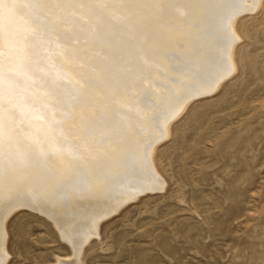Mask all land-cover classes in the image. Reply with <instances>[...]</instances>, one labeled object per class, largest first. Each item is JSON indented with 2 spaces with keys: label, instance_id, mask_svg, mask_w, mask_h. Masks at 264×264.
<instances>
[{
  "label": "rangeland",
  "instance_id": "obj_1",
  "mask_svg": "<svg viewBox=\"0 0 264 264\" xmlns=\"http://www.w3.org/2000/svg\"><path fill=\"white\" fill-rule=\"evenodd\" d=\"M45 1L38 0L35 3L37 4L36 9L41 6V3L43 6L39 11H34L35 13L33 12L31 17L28 15L29 11L24 13L30 17L29 23H33V25H30L26 30L28 31L25 32L28 35L26 39L23 36L22 40H17L20 48L17 46L14 51L20 54L15 57L16 63L14 60L6 65L5 58H3L6 56L4 52L3 57L1 56L2 59L0 57V195L11 200L19 197L21 200L31 192H35L39 194L44 203L59 205L58 196L61 194V198L66 195L70 196L72 189H75L78 182L79 184L82 182L75 175L79 169L73 156L63 158L60 162L59 159L51 155L49 149L60 147L62 150H67L66 152L70 151L72 154L78 155L89 165L93 159L96 160L93 155L86 152V149L78 147L81 145L79 142L84 140L81 134L75 132L71 127L62 126L67 122L65 115L72 116L73 119L78 116L79 122L82 123L85 120V122L94 123L95 126L99 125L100 128H97L96 134L92 129H84L86 137L95 140V135H97L98 143L109 137L111 139L114 135H119L121 139L124 137L123 140H127L128 137L127 141L132 143L136 153L135 155L126 153L124 148L121 151L126 153L127 160H130L129 163L135 166L134 159L144 155V137H146L143 135L144 133H136L138 129L134 126V130L131 131L133 137L131 134L130 137L124 133L121 124L117 125L116 129L106 130L107 125L104 123L107 122V119L121 123L124 118L126 119V116L130 118L135 115H145L152 120V128L155 125L157 130L163 113L173 106L169 101L170 98L171 101H174L175 98L182 96L186 92L184 89L187 90L188 84L183 78H180L181 76L173 79V75L172 78L164 80L161 76L165 75L161 72L156 75L153 73L155 76L149 74L148 79V74L146 75L144 70V73L141 72L138 75L136 87L132 83L128 84L127 94L124 97L116 93L117 97H121L119 101L122 105L126 101L131 107L122 106L115 99L113 101L112 97L107 98L99 90H97V94H102L100 98L94 99L92 98L94 96H89V94L87 96L86 93H83V80H86L83 74L85 73L82 72V74L79 70L74 72L68 68L66 65L67 62L69 63L68 60L79 67L85 65L89 60L90 50L88 47L98 43L105 49H111V53L115 52L113 56L117 58L122 51L123 55L127 59L130 58L132 63L135 60L138 61L136 47L133 46L135 44L132 33L134 34L136 25H138L136 15L146 12L147 0H84V2L76 0V3L75 0L71 2L69 0H62L63 2L52 0L49 4L54 3L55 5L48 6L56 7V10L53 9L55 13L52 11L51 15L47 11V1ZM258 2L259 4H256L252 14L240 16L233 23L234 32L237 39L239 38L238 43L233 45L231 53L234 72L228 79L221 82L215 93L191 100L181 115L170 124L168 136L155 147L152 154L153 166L156 173L165 182L164 189L140 196L136 201L123 207L116 215L101 223L98 238L93 237L91 242L81 250L79 260L82 264H264V0H258ZM88 4L89 6H87ZM84 7L88 8L84 9ZM73 8L74 11H72ZM67 9H70L69 12ZM62 11L67 13L64 15ZM71 11L77 13L73 14ZM57 12L58 18L53 15L57 16ZM46 13L49 17L45 15ZM67 15L69 18L66 20L64 17ZM45 19L49 21L48 24ZM57 19L60 20L61 25L63 24V30L68 28L65 30L73 32L70 33V37L59 35L60 31H57L62 29V26ZM73 19L76 20L77 25L73 23ZM86 21L87 23H84ZM66 23L69 25L66 26ZM83 23L89 29L82 27ZM9 24L8 30L10 27L17 28L13 27L14 24L11 21ZM20 24L23 26L22 23ZM51 24L57 25L54 28ZM39 26L41 27L39 28ZM30 28H34V31ZM78 29L82 31L79 33ZM50 31H56L58 35L56 32L52 34ZM106 34H110V38L107 37L109 41L111 40L110 43L104 39ZM97 38L99 42H97ZM56 39L58 40L56 41ZM28 40L32 46L34 45V48L36 47L37 52H34L36 51L34 49L32 54L30 53L29 49L32 48L28 45ZM51 40L56 42H51ZM83 40L90 46L78 47L79 43L84 42ZM41 41H45L44 44L47 43L49 47L47 44L40 43ZM53 44H58V46L66 44L67 47L64 46L60 49V46L55 45L54 47ZM46 47L50 48L49 52ZM121 48L124 49L120 50ZM39 49L40 52H38ZM64 49L65 51L62 53L67 56L64 58L65 60L63 59L65 63L63 60L56 62L53 60L54 56L51 58V55ZM67 50L71 53H67ZM80 51H84L82 55ZM43 52L46 56L41 55L44 54ZM74 52H76L75 55ZM22 53L25 55H21ZM112 58L114 59V57ZM92 59L90 58L91 61ZM30 63L33 68L29 66ZM154 64V62L150 63L151 67L155 69L156 64ZM25 65H28V70ZM33 74L38 75L34 76ZM140 74L144 76L142 77ZM116 76L120 79L118 87L122 88L127 85V83H122L123 78L120 73H116ZM123 76L125 77L124 73ZM157 76L158 78H156ZM182 77L184 76L182 75ZM18 78L22 80H18ZM140 78H142L143 84ZM165 81H168V84L173 87L177 86V91L174 90V93L169 87H167L168 90L163 87ZM174 81L175 83H173ZM156 82L157 84H155ZM155 86L157 87L155 95L162 102L149 103L147 105L148 115L146 112L142 114V105H144L142 91L150 89V92L154 93ZM158 86L161 90L158 89ZM89 89L92 90V86ZM93 89L98 88L94 86ZM171 93L173 94L170 95ZM74 96H76L77 104L72 101L67 102V100H73ZM101 96L106 97L102 98ZM42 97L43 99H41ZM101 99L103 104L99 103ZM104 99L108 101H104ZM105 102H108V105ZM165 102L168 103L166 106L170 109L165 106ZM62 105L66 108L63 109ZM83 106L86 109H83ZM151 108L154 109L151 110ZM162 109L163 111H161ZM61 111L66 114L64 113L60 118L54 114ZM119 112L122 114H118ZM158 112H162V116ZM152 114L156 116L152 117ZM14 115L16 116L14 117ZM154 118L156 119L154 120ZM36 121L41 125L44 124V129L42 126V130L36 126L39 130L38 134H29L26 140L18 136H11L4 129L9 126L13 127V125L14 128L21 124L33 125L32 123ZM111 130L113 133H110ZM135 137L138 141L135 140ZM69 169L76 172L72 174ZM98 174V176H102L101 172ZM79 178L83 180L82 176ZM83 185L86 188L82 186L84 189L81 187L82 191L78 190L75 193L77 194L76 199L70 198L73 194L69 197L70 203H74L84 196L83 194L89 186ZM10 191L13 192L11 195ZM66 192L67 194H65ZM80 192L82 196L79 195ZM0 207L3 208V205ZM60 209L64 213L66 212L62 206ZM39 213L22 207L8 226L6 247L11 251L13 264L72 262L75 257L73 248L69 247V243H65L64 239H61V234L54 226V222Z\"/></svg>",
  "mask_w": 264,
  "mask_h": 264
},
{
  "label": "bare ground",
  "instance_id": "obj_2",
  "mask_svg": "<svg viewBox=\"0 0 264 264\" xmlns=\"http://www.w3.org/2000/svg\"><path fill=\"white\" fill-rule=\"evenodd\" d=\"M37 1L38 0H0V52H1L0 57L2 56L3 52H4V55L6 53V56H4V57L2 56L3 58H5L6 65H9L8 63H12L14 60H15L14 63H16L15 57L18 56V54H20L19 52L16 53L14 51V50H16L15 48L18 46L17 40L18 39L22 40L23 36L25 39L27 38L26 36H28V35H26L25 32H28V31H26L28 29V27L30 25H33V23L32 24L29 23L30 17L34 11L35 12L39 11V9H41V6H43L41 3V6L36 9L37 4H35V3ZM42 1L40 0V2H42ZM46 1H45L47 4L46 8H48L47 11H48L49 15H51L52 11L54 12L56 10L55 9L56 7L55 8L52 7L54 3L49 4L50 2H52V0L51 1L46 0ZM69 1L71 2L72 0H69ZM61 2H63V1L61 0ZM82 2H84V0ZM87 2L89 3V1H87ZM220 2H221V0H147V3H146L147 6L145 8L146 12H144L143 14L139 13L138 15H136L138 25H136L137 27L134 31V34L132 33V35H133L132 38L134 40L133 43L135 44L133 46H134V48L136 47V52H137L136 57H138V61L135 60L134 63H132L131 59L130 58L127 59L123 55L122 51L120 52L119 57L117 58V57L113 56L115 54V52L111 53V51H110L111 49L110 50L105 49V48H103V45L100 46L98 43H95L96 45L91 44V46H90V45H87L86 44L87 42L84 40H83L84 42H81L78 44V47H81V48L85 47L86 48V46L87 47L90 46V47H88V49L90 50L89 55H88L89 58L87 56H85L89 60L86 63H85V61H86L85 60L84 61L85 65L80 66V67L78 65H75L74 63L70 62V60H68L69 63L67 62V64H66L68 68L72 69L74 72H75V70L76 71L79 70L81 73L82 72L85 73V74L82 73L86 79V80H83V82H84L83 93H86V95L89 94V96L90 95L94 96V97H92L94 99L100 98V95H102V94H99V95L97 94V92H98L97 90H99L100 93L103 92L104 93L103 95H106L107 98L110 99L112 97L113 101L115 99L119 104H121V101H119L121 97H117L116 93H119V94H121V96L124 97L127 94V90H128L127 86H129L128 84L131 85V83H132V84H134V87H136L137 86L136 84H138V77H139L138 75L141 72L144 73V70H145L146 75L148 74V79H149V74H152V75L155 74L156 75L157 73L161 72V74L165 75L164 77L161 76V78H164V80H166L170 77L172 78L173 75H174L173 79L177 78L178 76H181L180 78H183L185 83L188 84L186 87L187 90L184 89L186 92H184V94L182 96L181 95L179 97L176 96L177 98H175V99L172 98V99H174V101H171V98H170L169 101L172 102V105H173L171 109H170V107L168 108L166 106V104H168V103H166L167 101L165 102V106L170 110H168L167 112L164 110V112H166V113H163L164 114L163 116L161 114L162 112L161 113L158 112V114H161L162 117L159 121V127L157 130L155 128L156 127L155 125L153 127L155 129L152 128V126H151L152 120H150L148 118V116H145V115L144 116H141V115L138 116L137 115L138 117L135 115V117H130L132 120L131 121L132 123L130 122V118L128 116H126V119L123 117L124 119L121 123H118V122L116 123V120H112V119H110V120L107 119L106 120L107 122L104 123V119H103V123L105 125H107L106 126L107 128H105L106 130L110 129V128L116 129L117 125L121 124L120 126L122 127L124 133L128 134L129 136L131 134V136L133 137L131 131L134 128V126L136 127V129H138V132H136V133H138V134L144 133L143 135L146 136V137H144L145 138V140H144L145 145H144V149H143L144 155H143V157L140 155L141 157L138 156L137 157L138 159L137 158L134 159L136 161V163H134L135 161L133 162V164L135 166H133L131 163H129L130 160H127L128 156L125 155L126 153H130L131 155H135V153H136L133 149L134 147L132 146V143L127 141L128 137L126 134L125 135L127 137V140H123L124 137H123V139L119 138L120 137L119 135H114L113 138L109 139L110 138L109 137L108 139L103 140V142L101 141V143H98L96 141L97 135H95L96 136L95 140L93 138L86 137L84 129H89V130L92 129L95 132L97 130V128H100L99 125L95 126L94 123H88V122H85V120L82 123L81 121L79 122V120H78L79 118H77L78 116L77 117L75 116L76 118L73 119V118H71L72 116L69 117L68 115H65V118L67 117L66 118L67 122H66V124H63L62 126L66 125L65 127H67V128L71 127L72 129L75 130V132H79L81 134L82 138H84V140L79 142V144H81V145H79V146L77 145V146L80 149H82V148L84 150L86 149V152L88 154H90L91 156L93 155V158H96V160L93 159V161L91 162V165H89V164L85 163L81 159V157H79L78 155L76 156V154L74 155V153L72 154V152H70V151L66 152L67 150H62V148H60V147H53V148L49 149V151H50L51 155H53L57 159H59L60 162H62L61 160L63 158H69V156H71V157L73 156V160L77 161V166H78L79 171L76 172V171L69 169L70 170L69 172L72 174L76 172V174H75L76 177H78L79 181H81L82 183L79 184V182H78V185L75 186V189H72V192H70V196L72 194H73V196L70 197L69 195H66L64 198H61L62 194L60 195L61 197L58 196L59 198H58L57 202L59 203V205H55V204H51V203H50L51 204L50 205V204H48V202L44 203L43 199L40 198L39 194H37L35 192H31V191H30L31 194L30 195L28 194L29 197L26 195L25 197L23 196L24 199L12 200L18 206L27 207V208H30L32 210L38 211L41 213V215L43 214V216L45 215L46 218H49L50 220H52V222H54V224H55L54 226H56L58 228V230L61 234V237L64 236V231L61 229V223L68 220L69 218H71L72 225L69 228V231H71L72 228L76 229L75 239H77L79 241V243L77 246H73L72 242L69 241L68 246L69 247L71 246L73 248V252H74V256H75L74 260L76 261V264H82V262L79 260V257H81L80 253H81V250L83 249V247L86 244H88L89 242H91V239L93 237L98 238L99 228H100L101 223H103L108 218L116 215L123 207H125L129 203L136 201L140 196L145 195L147 193L162 191L164 189L165 182L162 178L161 179H162L163 183L160 186V190H152V182L149 180V173L150 172L156 173L154 166H153V161H152V154L154 152L155 147L168 136V128H169L170 124L176 118H178L181 115V113L183 112V110L185 109V107L188 105V103L191 100L198 98V97H203V96L206 97L207 95L210 96L212 93H215V91H217L216 89L221 85V82H223L226 78L228 79V77H230V75L234 72V66H233L232 56H231L233 45L229 47V46H227L226 41H225V32H224L223 28L221 27V23H220L221 15H222V10L218 6L220 4ZM240 2L243 4V6L245 8H251L253 5V0H240ZM67 3H68V1H67ZM75 3H76V0H75ZM257 3L259 4L258 0H255V4H257ZM38 5H39V2H38ZM48 5H52V6H50L51 8ZM65 6H66V4H65ZM87 6H89V4ZM74 8L72 11H74ZM86 8H88V7H86ZM86 8L84 7V9H86ZM141 8H143V7H141ZM53 9H55V10H53ZM123 9H125V8H123ZM59 10H60V8H59ZM69 10H68V12H69ZM28 11H29L28 15H30V17L28 15H25L26 14L25 12H28ZM78 11H79V9H78ZM91 11H92V9H91ZM79 12L81 13V11H79ZM94 12H95V10H94ZM103 12H105V11H103ZM65 13H67V12H63L62 14L65 15ZM72 13H71V15H72ZM76 13L77 12H75L73 14H76ZM80 13H79V15H81ZM45 15H47V13ZM53 15L58 18V12H57V16L55 14H53ZM68 16L69 15L65 16L64 19L67 20L69 18ZM59 17L61 18L60 15H59ZM119 18H121V17H119ZM40 19H39V21H40ZM45 20L47 21V19H45ZM66 20H64V21L66 22ZM82 20L85 21L86 19L85 20L82 19ZM10 21L14 24L13 27H17V28L12 29L10 27L11 29L9 28V30H8V24ZM42 21H44V20H42ZM57 21H59V24L61 25L60 20L57 19ZM68 21H70V20H68ZM234 21H235V19H233L231 21V23H229L227 25V27H228L229 31L231 32V34L233 36L237 37L235 32H234V29H233ZM48 22L49 21H47V24H48ZM75 22H76V20L74 21V19H73V23H75ZM20 23H22L23 26H21ZM67 23H69V22H67ZM67 23H66V26L69 25ZM84 23H87V21ZM84 23H83L82 27L89 29L86 27V24L84 26ZM51 25L54 27L57 24L56 25L51 24ZM80 25H81V23H80ZM9 26H10V24H9ZM50 26H49V28H50ZM140 26H142V27H140ZM40 27L41 26H39V28ZM53 27H52V30L55 28V27L54 28ZM79 27H81V26H79ZM24 28H26V29H24ZM43 28H45V27H43ZM99 28H100V26H99ZM65 29H68V28H65ZM65 29L63 30V26H62V29L60 28L57 32L60 31L59 32L60 36L62 35L63 37L65 36L66 38H68L70 33H73V32L71 30L68 31ZM31 30L34 31V28H32ZM78 30H80V29H78ZM81 31L82 30H80L79 33ZM105 31L107 32V29ZM108 31H109V29H108ZM35 32H36V30H35ZM50 32L53 34L54 31H50ZM57 32H56V34L58 35ZM30 33H33V32H30ZM87 33H88V31H87ZM100 33H101V30H100ZM103 33H104V31H103ZM91 34H93V33H91ZM43 35H44V33H43ZM109 35L110 34H106L104 39L108 40L110 38ZM36 36H37V34H36ZM45 37L47 39L46 35H45ZM85 37H83V38H85ZM97 37H98V35H97ZM107 37H109V38H107ZM98 38H97V42H99ZM51 39H52V37H51ZM58 39H56V41ZM61 39H63V38H61ZM71 40H72V37H71ZM25 41L27 42V40H25ZM56 41L51 40V42H56ZM65 41H67V40H65ZM110 41H109V43H110ZM44 42L41 41L40 43L44 44ZM29 43H30V41L28 40V45H30V47L32 48L29 50H30V53L32 54V52L34 51V49L36 47L34 48V45L32 46L31 43L30 44ZM106 43H107V41L105 42V45H106ZM43 44H40V45L43 46ZM45 44H47V43H45ZM58 44H55V45L58 46ZM66 44L64 46H66ZM55 45H54V47H55ZM64 46L63 45L60 46V49ZM48 47H49V45H48ZM17 48H20V47L18 46ZM68 48H69V45H68ZM47 49L49 52L50 48H47ZM122 49H124V48H121L120 50H122ZM46 50H45V53H46ZM56 50H57V47H56ZM21 51H22V47H21ZM27 51H28V49H27ZM63 51H65V49L62 50L61 52H58V53L54 52L55 55L50 54L51 58H52V56H54L53 60H56V62L57 61L61 62L64 58L67 57L65 54L62 53ZM84 51H82V52H84ZM34 52H37V50ZM38 52H40V49L38 50ZM68 52L69 51L67 50V53ZM82 52L80 51L81 55L83 54ZM45 53L41 54V55H45ZM69 53H71V52H69ZM75 53L76 52H74V55H75ZM84 54L85 55L87 54L86 51ZM21 55H25V54L22 53ZM2 57H1V59H2ZM112 57H114V59H116V61H113L114 59ZM41 58H43V57H41ZM51 58H49V59H51ZM90 58H93L92 61L90 60ZM35 59H37V58H35ZM111 59H113V60H111ZM225 60H227L228 63H230L232 65V72L230 74L224 73V71H223L222 65H223ZM56 62H55V64H57ZM152 62H154L156 64L155 69L153 67H151V65H150V63H152ZM63 63H65V61ZM34 65L35 64L33 63V66ZM29 66L32 67L31 63ZM46 66H47V64H46ZM54 66H53V68H55ZM19 67H21V65ZM25 67L28 70V68H29L28 65L27 66L25 65ZM82 67H85V68H82ZM43 68H44V66H43ZM37 69H39V68H37ZM37 69H35V70H37ZM30 71H28V72H30ZM23 72H25V71H23ZM35 72L37 73V71H35ZM116 73H120V75H122V78H123L121 80L122 83L123 82L127 83V85H124L125 87L123 86L121 88L120 86L119 87L117 86L118 83L120 82V79L117 78ZM123 73L125 74V77L123 76ZM23 74H25V73H23ZM61 74H63V73H61ZM142 74H140V75L143 77L144 75H142ZM5 75H6V73H5ZM37 75L35 74L34 76H37ZM182 75L184 77H182ZM34 76H32V77H34ZM47 76H49V75H47ZM10 78L12 79V77H10ZM156 78H158V76ZM8 79H9V77H8ZM141 79L142 78H140V80ZM18 80H22V79L18 78ZM141 81L143 84V80H141ZM25 82H27V81H25ZM149 82H150V80H149ZM159 82H160V80H159ZM159 82H158V85H159ZM19 83L23 84L21 82H19ZM173 83H175V81ZM155 84H157V82ZM164 84H163L164 85L163 87H166V89H167V87H169L170 89L173 90V92H174V90L177 91L176 90L177 86L173 87L171 84H168V81L167 82L165 81ZM91 86H92V90L89 89ZM94 86H96V88H98V89L94 90L93 89ZM151 86H152V84H151ZM182 86H184V85H182ZM63 87H65V86L63 85ZM149 87H150V85H149ZM86 88L89 91V93L86 90ZM144 88L145 87H143L142 89H144ZM50 89L52 90V88H50ZM136 89H138V88H136ZM146 89H147V87H146ZM158 89H160L159 86H158ZM182 89H183V87H182ZM85 91H87V92H85ZM156 91H157V87H156L154 93L152 91L150 92V89H149V91L148 90L142 91L143 92L142 94L144 96V101H142V103L144 105L141 104L143 106V108L141 110L142 114H143V112H146L148 115L149 110L147 108L148 107L147 105L149 103L153 102L152 104H154L156 102H162V100L160 101V98L155 95ZM128 92H130V91H128ZM63 93H65V92H63ZM180 93H182V92L180 91ZM59 94H57V95L60 97ZM146 94H148V95H146ZM167 94H169V93H167ZM172 94L173 93H171L170 95H172ZM106 96H101V97L104 98ZM160 96H162V95H160ZM75 97L76 96H74L73 100H67V102L72 101V102H76V104H77V99ZM133 97H134V95H133ZM167 97H168V95H167ZM170 97H172V96H170ZM161 98H163V97H161ZM41 99H43V97ZM165 99H167V98H165ZM58 100L60 102V99H58ZM139 100H140V98H139ZM104 101H108V100L104 99ZM133 101H135V100H133ZM170 102H169V105L171 104ZM31 103H33V102L31 101ZM63 103L65 105V102H63ZM99 103L103 104L104 102L102 103V99H101V102H99ZM131 103H132V100H131ZM136 103H137V101L134 103L135 106H136ZM110 104H112V103H110ZM64 105H62L63 109H65L66 108L65 106H67V105H65V106ZM132 105H133V103H132ZM157 105H159V104H157ZM68 106H70V105H68ZM122 106L131 107L128 105V103H126V101L123 103ZM159 107H160V105H159ZM82 108L86 109V108H84V106ZM137 108H138V106H137ZM156 108H158V107L156 106ZM156 108H155V110H156ZM139 109H141V108H139ZM153 109L151 108V110H153ZM136 110L139 111L138 109H136ZM123 111H124V109H123ZM161 111H163V109ZM56 112L54 114L56 116H58L59 118H60V116L62 117V115H64V113L66 114V112L63 113L62 111L58 112V113H56ZM68 112H69V110L67 111V113ZM141 112H139V113H141ZM120 113L121 112H119L118 114H120ZM132 114H135V113H132ZM158 114H157V116H158ZM154 115L152 114V117ZM15 116L16 115H14V117ZM17 116H19V115H17ZM120 119H121V117H120ZM155 119L156 118H154V120ZM32 124L33 125L21 124V125H18L16 128H14V125H13V127L9 126V127L4 128V129L7 132H9L11 134V136H18V137H21V138L26 140V138L29 137V134L37 133L39 131L38 128L42 130V128L44 129V127H45L44 124L41 125V123L38 121L33 122ZM153 124H155V122H153ZM36 126L38 128H36ZM41 126H42V128H41ZM98 132H99V130H98ZM111 132L113 133L112 130L110 131V133ZM95 134H96V132H95ZM120 135H121V133H120ZM108 136H109V133H108ZM142 138H141V140H142ZM135 140H137L136 137H135ZM132 142H134V141H132ZM141 142H143V141H141ZM138 144H140V142ZM148 145H151V147L149 148ZM120 146H123V147H120ZM122 148H124V151L126 150L125 154H124V152L122 153V151H121ZM146 148H147V155H145V149ZM119 151H121V153H119ZM69 153H71V154H69ZM130 154H129V156H130ZM89 158H92V157H89ZM98 172H101L102 176H98L99 175ZM80 176L83 177V180H81V178H79ZM39 178L41 179V177H39ZM83 184H85L89 187H87L88 189L85 191V193L83 191L84 196L81 197L82 199L80 198L77 201L73 200L75 204L73 202L70 203L69 197L71 199L75 198V196L77 195L75 193L78 192V190L82 191V189H80V188L82 186H84ZM68 187H69V183H68ZM65 188H66V186H65ZM84 188H86V187L84 186ZM70 190H71V188H70ZM12 193L13 192L10 191V195ZM20 193H21V190H20ZM65 194H67V192ZM79 195H81V192L79 193ZM13 196H15V195H13ZM13 198H15V197H13ZM16 198H19V197H16ZM49 201H50V199H49ZM71 204L76 205V206L78 204L79 205L77 207H75ZM60 206H62L63 208L66 209L65 213L60 209ZM2 210H3V208L0 207V211H2ZM96 241H97V239H96ZM6 242H7V233H6V235L3 234V224L0 223V248L6 247ZM98 243H99V241H98ZM63 262H64V264H70V262H65V261H63ZM59 264H61V262Z\"/></svg>",
  "mask_w": 264,
  "mask_h": 264
},
{
  "label": "snow or ice",
  "instance_id": "obj_3",
  "mask_svg": "<svg viewBox=\"0 0 264 264\" xmlns=\"http://www.w3.org/2000/svg\"><path fill=\"white\" fill-rule=\"evenodd\" d=\"M218 6L222 10L220 23L225 32V41L227 46L230 47L237 44L238 39L231 34L227 25L231 23L233 19L252 14L253 9L256 6L255 0H253V5L251 8H245L240 0H221ZM222 68L224 73L230 74L232 72V65L228 63L227 60L224 61ZM148 147L150 148L151 145H148ZM145 155H147V148L145 149ZM149 180L152 182V190H160V186L163 183L160 176H158L156 173L150 172ZM0 205H3V210L0 211V223L3 224V234L6 235L8 226L10 225L12 219H14L19 213L22 206H18L8 197H4L2 195H0ZM71 225V218L61 223V229L64 231V236H62L61 239H64L65 243L71 241L73 246H77L79 241L75 239L76 229L72 228L71 231H69ZM0 264H13L11 251L7 247L0 248ZM61 264H64V262L61 261ZM70 264H76V261L73 260L70 262Z\"/></svg>",
  "mask_w": 264,
  "mask_h": 264
}]
</instances>
